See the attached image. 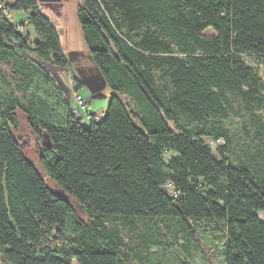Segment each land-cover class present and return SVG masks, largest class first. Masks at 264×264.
Returning <instances> with one entry per match:
<instances>
[{"label": "trees", "instance_id": "1", "mask_svg": "<svg viewBox=\"0 0 264 264\" xmlns=\"http://www.w3.org/2000/svg\"><path fill=\"white\" fill-rule=\"evenodd\" d=\"M0 4V264H264V83L244 59H264V0H83L111 92L88 126L46 65L69 60L37 0ZM122 219L142 223L140 253Z\"/></svg>", "mask_w": 264, "mask_h": 264}, {"label": "rangeland", "instance_id": "2", "mask_svg": "<svg viewBox=\"0 0 264 264\" xmlns=\"http://www.w3.org/2000/svg\"><path fill=\"white\" fill-rule=\"evenodd\" d=\"M37 3L39 10L47 16L57 28L63 54L69 60L67 69L53 67L48 64L46 65L56 76L58 82L62 86L64 94L73 97L74 100V96L77 97L79 94L84 97L82 104L86 105L88 112L86 109L81 110L80 108V113L85 111L82 115V121L85 126L89 125L90 118L93 115L97 121L102 120L106 114L111 92L106 86L99 69L94 64L84 41L82 26L79 20V12L83 0H37ZM25 16L26 13L24 11H11V19L15 23L22 22ZM24 32L28 34L32 42L36 40V34L30 26L24 27ZM244 59L258 69L264 83V59L251 55H244ZM0 67H2L6 76L11 79L13 70L1 61ZM76 78L81 79L86 86H89V90L81 86L78 92L76 88ZM73 81L75 83H73ZM130 101L132 100L130 99ZM74 106L76 108V104H74ZM18 121L19 126L14 132L20 143L23 154L26 159L35 166L37 171L42 172L39 162L41 151L39 140L36 135L31 132L27 123L26 114L21 110L18 111ZM211 145L214 147L212 143ZM73 205H76L75 201H73ZM75 208L79 215L85 218L78 207L75 206ZM260 216L264 219L263 212L260 213ZM125 222L126 219H122L121 221L109 220L110 224H114L122 230L127 237V241L132 246L133 251L140 253V240L138 235L139 231L143 229L142 223L135 220L132 222L133 225L131 226L128 224L126 225ZM130 257L132 258L127 261L126 264H140L133 258V255Z\"/></svg>", "mask_w": 264, "mask_h": 264}, {"label": "water", "instance_id": "3", "mask_svg": "<svg viewBox=\"0 0 264 264\" xmlns=\"http://www.w3.org/2000/svg\"><path fill=\"white\" fill-rule=\"evenodd\" d=\"M81 82H83V81L81 80ZM55 192H56L57 195H59L60 198H62V199H64V200H67V201L70 200L69 195H68L63 189H61V188H56V189H55Z\"/></svg>", "mask_w": 264, "mask_h": 264}, {"label": "built area", "instance_id": "4", "mask_svg": "<svg viewBox=\"0 0 264 264\" xmlns=\"http://www.w3.org/2000/svg\"><path fill=\"white\" fill-rule=\"evenodd\" d=\"M0 7H1V4H0ZM74 98H75V102H77V104L79 105V107L81 108V110L82 109H86V105H84V104H82V102L84 101V97L82 96V95H77V97L76 96H74ZM77 98V99H76ZM82 104V105H81ZM87 110V109H86ZM85 112V111H84Z\"/></svg>", "mask_w": 264, "mask_h": 264}, {"label": "crops", "instance_id": "5", "mask_svg": "<svg viewBox=\"0 0 264 264\" xmlns=\"http://www.w3.org/2000/svg\"><path fill=\"white\" fill-rule=\"evenodd\" d=\"M78 80L81 82V79L78 78ZM73 83H75V82L73 81ZM81 84L83 87H86L89 90V88H88L89 86H86L85 83H83V82H81Z\"/></svg>", "mask_w": 264, "mask_h": 264}]
</instances>
